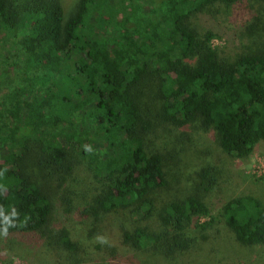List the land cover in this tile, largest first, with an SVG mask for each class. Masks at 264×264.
I'll list each match as a JSON object with an SVG mask.
<instances>
[{
    "label": "trees",
    "instance_id": "1",
    "mask_svg": "<svg viewBox=\"0 0 264 264\" xmlns=\"http://www.w3.org/2000/svg\"><path fill=\"white\" fill-rule=\"evenodd\" d=\"M247 2L264 5L124 0L116 15L114 0H78L66 15L62 0H0V32L24 34L21 64L6 59L0 82L8 78L0 89L8 250H32L49 264L131 253L180 264L215 223L243 247H264V205L252 196L229 201L218 217L199 194L160 208L156 197L170 184L168 159L153 144L160 128L212 131L235 159L264 142V41L225 62L216 35L199 26L201 16ZM80 168L94 180L82 206L73 184ZM73 213L82 228L67 225Z\"/></svg>",
    "mask_w": 264,
    "mask_h": 264
},
{
    "label": "rangeland",
    "instance_id": "2",
    "mask_svg": "<svg viewBox=\"0 0 264 264\" xmlns=\"http://www.w3.org/2000/svg\"><path fill=\"white\" fill-rule=\"evenodd\" d=\"M114 12L119 15L124 0H114ZM158 2V0H156ZM78 0H62L66 15L76 7ZM256 2L236 4L229 10H218L213 16H201L199 26L202 32L211 31L216 35L213 47L225 62L234 61L242 54L253 52L264 41V5ZM118 12V13H117ZM258 26L256 30L255 26ZM23 32L9 34L0 32V82L1 74L8 69L5 61L10 58L20 63ZM13 78V75H9ZM7 78V77H6ZM3 78L6 90L7 79ZM154 145L167 157L169 186L157 194L159 208L166 203L185 199L188 195L199 194L212 214L218 217L223 206L239 197L252 196L264 205V142H260L251 156L235 159L222 151L212 131L196 128L159 129ZM185 133V134H184ZM207 172V178L202 175ZM91 174L83 168L75 174V182L81 191L77 205L82 206L84 196L89 197ZM204 184V185H202ZM79 206V207H80ZM63 210H58V214ZM76 214V213H75ZM75 214L69 216L71 226H82ZM206 221V220H203ZM209 241L199 250L180 258V264H264V247H243L235 241L234 235L223 224H214ZM8 237L0 235V264H49L34 251L8 250ZM153 264L151 256L131 253L111 262L96 261L95 264ZM94 263V262H93ZM91 263V264H93Z\"/></svg>",
    "mask_w": 264,
    "mask_h": 264
},
{
    "label": "clouds",
    "instance_id": "3",
    "mask_svg": "<svg viewBox=\"0 0 264 264\" xmlns=\"http://www.w3.org/2000/svg\"><path fill=\"white\" fill-rule=\"evenodd\" d=\"M84 148H85V151H86V152H89V153L92 152V148H91L90 145H85ZM4 171H7V169H5ZM2 175H3V172H0V176H2ZM26 223H27V219L25 220V222H24L23 225H21V226H26ZM15 226H16V225H14L13 227H15ZM0 235L7 236V229H5L2 233H0ZM97 240H98L99 242H101V243H107V240H106L105 237H97Z\"/></svg>",
    "mask_w": 264,
    "mask_h": 264
}]
</instances>
